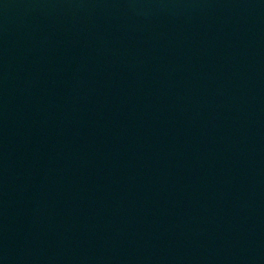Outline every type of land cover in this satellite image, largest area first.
Returning <instances> with one entry per match:
<instances>
[{"label":"water","instance_id":"water-1","mask_svg":"<svg viewBox=\"0 0 264 264\" xmlns=\"http://www.w3.org/2000/svg\"><path fill=\"white\" fill-rule=\"evenodd\" d=\"M264 222V0H0V264H156Z\"/></svg>","mask_w":264,"mask_h":264}]
</instances>
